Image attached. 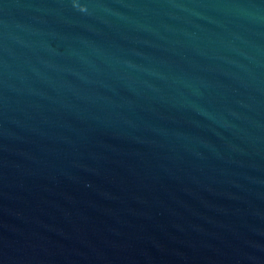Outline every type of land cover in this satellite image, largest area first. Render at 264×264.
Segmentation results:
<instances>
[{"label":"water","instance_id":"water-1","mask_svg":"<svg viewBox=\"0 0 264 264\" xmlns=\"http://www.w3.org/2000/svg\"><path fill=\"white\" fill-rule=\"evenodd\" d=\"M0 264H264V0H0Z\"/></svg>","mask_w":264,"mask_h":264}]
</instances>
